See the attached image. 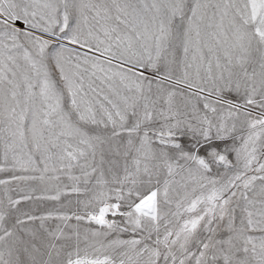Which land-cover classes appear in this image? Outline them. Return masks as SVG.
Listing matches in <instances>:
<instances>
[{
  "label": "snow or ice",
  "instance_id": "1",
  "mask_svg": "<svg viewBox=\"0 0 264 264\" xmlns=\"http://www.w3.org/2000/svg\"><path fill=\"white\" fill-rule=\"evenodd\" d=\"M0 264H264V0H0Z\"/></svg>",
  "mask_w": 264,
  "mask_h": 264
}]
</instances>
